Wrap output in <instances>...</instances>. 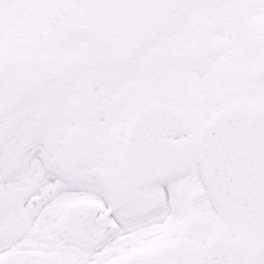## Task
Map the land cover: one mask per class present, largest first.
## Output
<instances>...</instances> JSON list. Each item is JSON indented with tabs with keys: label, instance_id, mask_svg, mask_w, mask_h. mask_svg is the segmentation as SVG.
I'll use <instances>...</instances> for the list:
<instances>
[{
	"label": "snow or ice",
	"instance_id": "1",
	"mask_svg": "<svg viewBox=\"0 0 264 264\" xmlns=\"http://www.w3.org/2000/svg\"><path fill=\"white\" fill-rule=\"evenodd\" d=\"M0 264H264V0H0Z\"/></svg>",
	"mask_w": 264,
	"mask_h": 264
}]
</instances>
